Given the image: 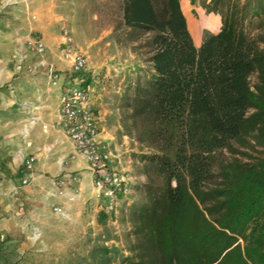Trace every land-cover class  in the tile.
<instances>
[{"label":"trees","instance_id":"1","mask_svg":"<svg viewBox=\"0 0 264 264\" xmlns=\"http://www.w3.org/2000/svg\"><path fill=\"white\" fill-rule=\"evenodd\" d=\"M211 1L220 29L196 46L180 0H122L123 25L150 36L154 72L127 107L157 152L119 264H264V49L235 7ZM114 250L93 248L90 264Z\"/></svg>","mask_w":264,"mask_h":264},{"label":"rangeland","instance_id":"2","mask_svg":"<svg viewBox=\"0 0 264 264\" xmlns=\"http://www.w3.org/2000/svg\"><path fill=\"white\" fill-rule=\"evenodd\" d=\"M192 1L180 0V6L194 44L199 46L207 32L219 31L221 23L219 15L206 13L203 7L214 6L211 0ZM1 3L5 7L17 6L27 28L33 25L30 39L40 38L45 44L42 59L57 65L60 72L67 68L62 59L64 30L71 36L73 48L84 54L101 130L128 175L129 191L117 211L105 216L98 212L95 201H91V195L80 183L78 192H73V199L69 200L71 205L61 207V213L54 210L59 205H54L51 212L30 215L22 222V229L0 233V260L7 258L9 264H90V251L108 246L115 249L108 264H119L133 243L131 213L146 202L145 158L157 152L140 141L143 119L130 117L127 107L135 85L154 72L146 46L150 36L123 25L122 0H2ZM222 3V8L231 5L239 11L246 33L257 38L264 49V0ZM33 69L28 67L29 72ZM251 81H255L254 76ZM35 229L37 236L32 239L31 232Z\"/></svg>","mask_w":264,"mask_h":264},{"label":"crops","instance_id":"3","mask_svg":"<svg viewBox=\"0 0 264 264\" xmlns=\"http://www.w3.org/2000/svg\"><path fill=\"white\" fill-rule=\"evenodd\" d=\"M1 2L0 233L8 234L22 229V222L30 215L51 212L54 205H71L69 197L78 192L80 183L91 201H95V192L84 160L70 159L72 144L56 125L59 84L50 81L38 55L28 49L33 25L27 28L16 5L5 7ZM29 66L34 67L31 72ZM30 155L34 156L32 180L22 186L23 163ZM68 176L79 178V182L70 180L63 188L65 194H56L54 180Z\"/></svg>","mask_w":264,"mask_h":264},{"label":"built area","instance_id":"4","mask_svg":"<svg viewBox=\"0 0 264 264\" xmlns=\"http://www.w3.org/2000/svg\"><path fill=\"white\" fill-rule=\"evenodd\" d=\"M62 59L67 63L64 72L42 59L45 44L40 38L27 40V46L35 52L40 66H45L53 84H59V118L56 125L61 127L72 144L70 159L81 157L91 176L98 212L106 215L117 211L129 191V178L120 166V160L113 153L110 142L103 138L100 119L93 104V88L88 77V64L84 54L72 46V38L67 30L63 34ZM34 156L24 160L25 173L20 185H28L32 180ZM77 177H58L54 180L55 191L64 195V186ZM73 197H69L72 200ZM54 210L61 213V207Z\"/></svg>","mask_w":264,"mask_h":264},{"label":"bare ground","instance_id":"5","mask_svg":"<svg viewBox=\"0 0 264 264\" xmlns=\"http://www.w3.org/2000/svg\"><path fill=\"white\" fill-rule=\"evenodd\" d=\"M37 236V230L31 232V238L34 239Z\"/></svg>","mask_w":264,"mask_h":264}]
</instances>
